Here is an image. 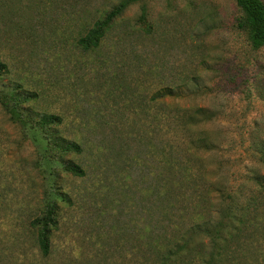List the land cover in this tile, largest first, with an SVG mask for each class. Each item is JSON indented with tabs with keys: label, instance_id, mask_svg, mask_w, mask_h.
Returning a JSON list of instances; mask_svg holds the SVG:
<instances>
[{
	"label": "rangeland",
	"instance_id": "rangeland-1",
	"mask_svg": "<svg viewBox=\"0 0 264 264\" xmlns=\"http://www.w3.org/2000/svg\"><path fill=\"white\" fill-rule=\"evenodd\" d=\"M118 1L0 0V91L35 95L15 123L0 104V264L150 260L152 225L181 221L178 211L159 212L150 190L154 145L171 135L151 117L174 104L216 114L205 127L219 148L204 162L220 171L208 177L242 184L252 198L248 220L219 243V264H264V190L254 183L264 176V46L253 49L237 28L234 0H132L98 48L81 50L78 38ZM165 86L181 96L152 101ZM47 113L61 121L45 130L37 121ZM45 131L81 150L54 146ZM68 160L84 174L64 170ZM50 199L58 222L43 255L30 221ZM215 208L213 222L223 216Z\"/></svg>",
	"mask_w": 264,
	"mask_h": 264
},
{
	"label": "trees",
	"instance_id": "trees-1",
	"mask_svg": "<svg viewBox=\"0 0 264 264\" xmlns=\"http://www.w3.org/2000/svg\"><path fill=\"white\" fill-rule=\"evenodd\" d=\"M234 1L238 8L237 28L244 32L253 49H259L264 46V0ZM131 2L132 0H119L109 10L98 16L86 33L78 38V47L83 51L98 48L115 21ZM138 22L144 25L143 28H148L144 7ZM194 85L198 87L197 83ZM34 96L13 86L8 91H0V104L15 123L21 121L25 115L23 103ZM166 96H181V92L177 87L165 86L157 90L151 99L158 102L160 98ZM158 107L156 110H164L163 105ZM169 109L172 113L164 114L162 110H159L161 112L158 116L152 114L151 117L156 120V126L167 127L171 135L165 142L157 141L154 145L156 157L150 190L155 196L154 201L157 205L159 204V212L165 207L169 212L178 211L181 214L173 215V217H179L181 221L172 218L170 220L173 221L172 227L171 222L166 225H158V223L152 225L151 232L148 233L152 237V242L146 244L143 250V253L145 250L151 251L152 255L150 260L145 259L142 264H191L197 258L199 262L196 264H219L224 250L219 243H225L229 238L234 237L240 228L239 224L243 225L248 220L247 215L252 198L251 195L246 196L247 188L242 184L233 188L226 185L228 182L221 183L222 175L218 179L208 177L220 171L219 165L210 167L209 163L204 162L205 158L213 155L219 148L215 140L210 137L211 132L205 127V124L212 121L216 114L202 106L183 107L174 104ZM60 121L57 115L47 113L41 115L37 122L46 130L51 124ZM45 132L49 143L54 146L77 152L81 150L75 141L65 138L55 141L51 133ZM259 153L264 165V148L261 147ZM62 168L74 175L84 174L79 164L69 160L62 162ZM215 168L218 170L215 171ZM254 183L258 185L257 189L264 190L263 175L258 174L254 178ZM213 192L218 193L217 208L214 207L212 200ZM200 207L204 208L199 211ZM214 208L223 214L222 218L216 222H213ZM202 210L205 212L202 213ZM187 212L203 219L191 216L193 219L185 221L184 214ZM57 216V203L54 199H50L45 203L41 214L30 221L31 226L37 231V242L43 255L49 252L50 237L57 227ZM156 225L158 229L155 232ZM170 227L171 231H169ZM204 237H208L207 242L204 241ZM207 243L212 244L210 252L206 251Z\"/></svg>",
	"mask_w": 264,
	"mask_h": 264
}]
</instances>
